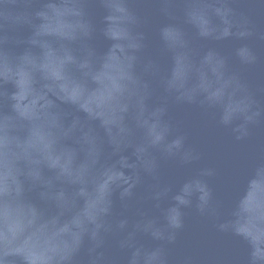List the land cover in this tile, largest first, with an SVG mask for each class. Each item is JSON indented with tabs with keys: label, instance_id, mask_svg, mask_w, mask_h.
Wrapping results in <instances>:
<instances>
[{
	"label": "water",
	"instance_id": "water-1",
	"mask_svg": "<svg viewBox=\"0 0 264 264\" xmlns=\"http://www.w3.org/2000/svg\"><path fill=\"white\" fill-rule=\"evenodd\" d=\"M0 264H264V0H0Z\"/></svg>",
	"mask_w": 264,
	"mask_h": 264
}]
</instances>
